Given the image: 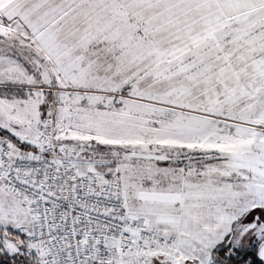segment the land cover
<instances>
[{"label":"snow or ice","instance_id":"6c2138e0","mask_svg":"<svg viewBox=\"0 0 264 264\" xmlns=\"http://www.w3.org/2000/svg\"><path fill=\"white\" fill-rule=\"evenodd\" d=\"M0 264H264V0H0Z\"/></svg>","mask_w":264,"mask_h":264}]
</instances>
